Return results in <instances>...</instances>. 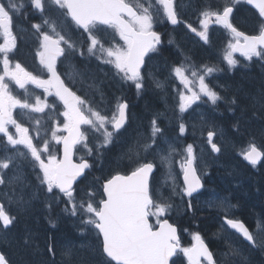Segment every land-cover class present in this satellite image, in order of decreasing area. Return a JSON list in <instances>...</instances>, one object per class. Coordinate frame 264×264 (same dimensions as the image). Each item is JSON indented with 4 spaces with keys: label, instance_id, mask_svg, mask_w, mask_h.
Segmentation results:
<instances>
[{
    "label": "snow or ice",
    "instance_id": "obj_1",
    "mask_svg": "<svg viewBox=\"0 0 264 264\" xmlns=\"http://www.w3.org/2000/svg\"><path fill=\"white\" fill-rule=\"evenodd\" d=\"M241 3L256 10L257 34L246 35L233 26L230 18L236 6ZM27 8L39 13L43 20L42 24L33 23L31 27L39 34L40 50L36 55L49 73L47 79H41L26 71L18 62L14 66L12 64L11 54L18 48V37L13 31V18L21 15L27 18ZM52 10L57 11L61 17L59 27L46 15ZM161 10L162 18L171 25L181 23L174 0H154V3L153 0H147L146 3L142 0H20L19 4L15 0H0V37L3 40L0 43V198L6 199L8 205L15 206L17 210V215H12L0 203V233L7 239L20 215L29 214L34 202L41 197L44 207L50 213L54 205H63L60 211L64 215L78 219L81 237L87 239L92 231L96 233L94 245L90 246L84 240H80L78 244L68 240L59 249L55 238L49 237L45 245L48 264H177L175 258L181 254L187 264H250L244 252L245 248L248 251L259 249L264 252V217L257 219L254 229L249 228L232 211L238 205L214 190L205 201L207 207L222 213L220 231L225 232L226 225L227 229L232 230L227 235H236L240 241L236 244L231 239H226V250L219 259L199 233L193 234L194 243L191 247H183L177 228L168 220L160 219L175 206L172 200L174 196H180L182 204L184 197L189 198L183 211L194 213L196 208L192 203L193 194L200 192L204 185L195 166L197 157L194 155L193 145H187L184 150L186 155L181 154V159L176 161V149L164 137L158 115H154L150 121V135L138 133L123 153L134 165L127 174L117 172L104 179L100 189L89 186L83 195H78L74 188L78 178L86 177L87 170L92 167L83 158L80 162L73 163L72 154L76 145L83 144L89 155L102 157L104 150L110 148L116 138L126 131L129 106L118 101L116 111L109 117L106 112L94 107L86 96L78 95L61 78L56 67L57 58L63 56L67 50H78L76 42L66 36L64 30L67 28L70 31L74 25L76 29L87 34V56L95 58L101 64L110 65L122 82L133 86L137 95H141L145 89L146 78L142 69L147 64L146 58L151 59L149 54L159 52L162 44L161 35L153 30L155 19ZM199 16L201 30L192 28L191 25L188 27L205 44L210 43V23L214 22L234 34L236 42L229 43L230 50L223 56L229 70L238 64L233 57L234 52H239L250 62L256 58L261 62V67H264V0H224L222 8L201 7ZM45 25L48 26V31H43ZM101 29H111L114 33L107 46L97 34ZM85 43L79 46L81 57L85 56ZM187 60L186 57L184 62L169 69V77H175L187 90V94L184 91L178 93L181 136L187 130L183 114L197 102H208L215 107L218 102L224 101L228 105L229 113L235 116L239 112L233 124L236 132H240L254 120L264 121V83L255 92L247 93L242 103L243 89H237L229 99L206 83L208 77L222 69L209 64L196 67L188 64ZM188 72L198 81L199 91L192 87L193 79L187 75ZM67 74L73 83L79 77L81 84L96 88L94 80L88 83V73L74 65H69ZM154 83L157 88L162 87L159 81L154 80ZM11 84L24 90L23 98L14 94ZM30 84L43 90V98L37 95L34 102L29 98L26 86ZM48 97H55L63 105V111L59 112L64 118L62 124L51 113H45L46 109H51L54 113L57 107L55 101H49ZM204 97L206 101H202ZM16 109L21 110V115L45 114L53 121L50 129H43L44 116L29 117L35 125L33 130L36 139L40 138L42 129L45 133L42 144L34 143L29 127H25L14 117ZM201 119L204 120L203 117ZM204 123L209 122L204 120ZM82 125L90 126L103 137L102 140L97 138L95 148L88 143L87 133L81 130ZM11 129H15V132ZM49 131L50 139L47 137ZM261 133L264 134V126ZM215 135L213 123L208 131L207 141L213 153H220L221 147L213 139ZM162 137L163 142L168 145L167 154L158 146ZM52 142L62 145L63 159H58L53 154ZM149 155L153 158L149 159ZM239 155L253 168L264 161V149L256 145L254 138ZM157 157L160 166L167 169L163 173L164 185L169 180L172 182L168 197H164L160 188L154 187L158 171ZM21 161L27 162L35 176V182L28 179ZM177 162L183 174L182 185L178 183L174 172V164ZM150 217L156 218L159 227L150 223ZM49 222L55 227L51 220ZM15 244L20 251L17 264H32L28 255H35L40 251L38 247H34L32 234L26 231L15 239ZM0 264H13L2 249Z\"/></svg>",
    "mask_w": 264,
    "mask_h": 264
},
{
    "label": "flooded vegetation",
    "instance_id": "obj_2",
    "mask_svg": "<svg viewBox=\"0 0 264 264\" xmlns=\"http://www.w3.org/2000/svg\"><path fill=\"white\" fill-rule=\"evenodd\" d=\"M15 2L17 4L20 3L19 0H15ZM144 2L146 3V1ZM217 2L218 0H174V7L175 10L178 12L179 18L182 22V26L181 27L178 26L177 28H171L169 26V23L166 21V19H163L162 21L161 20L155 21L153 25V30L161 35L162 44L159 46L160 48L159 52H157L155 55L153 54L150 55L151 60L150 59L147 60L146 67L142 71L145 76L147 70H149L151 74L157 76V80L156 79L155 80L162 83L161 88H158L157 90L153 91L155 97H153V99L149 101L150 104L148 103L149 105L152 106L154 105L155 107H157V109H154L156 115L162 114L161 109L164 108L163 107L164 101L162 99L163 103H161V98H159V96H161V94H164L166 96L168 91H170V84L167 82V79H169V69L172 66V63L167 56L170 53V50H174L178 47H181L180 49L178 48L179 59H180L178 65L184 62L185 58L187 57L188 58L187 63L190 65L199 67L203 64H209L222 69L220 71L215 72L212 76L208 77L206 79V83H209L211 87L213 85L220 86L219 88L217 87V89L216 88L214 89L217 92L218 90L220 91H225L226 89L229 90L230 93L223 94V96H226L229 99H231V94L233 92H236L237 89L242 88L246 94L250 93V88L247 89L246 85L251 82V79H257V78L264 79L263 78L264 67H261V62L256 60V58H253V61L250 62L245 60L243 56L242 57L236 56L235 54L237 60H243L242 62L243 64L239 66L240 64L238 63L236 67L231 70L228 69V65L226 64V62L222 63L221 60H218L220 58H223L221 54L218 55L219 50L228 47L229 43H234V40H231L229 38V36L234 35L233 33L229 32L222 26H218L214 22L210 23L208 30L210 43L205 44L202 40H200L199 36H197L195 32L189 29L188 25H191L192 28L201 30L199 26L200 25L199 20L201 17L199 16V12L196 11L193 12L190 16L191 18H194V20L188 18L186 16L188 12L185 9L186 6H183L182 4L188 3L190 5L189 8L190 11L191 7L193 8L196 7V10L200 9L203 6H211L212 8H216L213 5ZM28 9L30 8H27L25 11L27 12ZM53 12L54 10L52 11V13ZM181 13H183V15H181ZM249 15L252 17L253 12H251L250 10H246L245 14L242 16V19H239L240 23L241 24L244 23L245 26V31H240V32L246 35L257 34L258 27L255 25V23L252 21V18ZM39 17L42 20L40 14ZM39 17H35V19L39 20ZM253 17L255 16L253 15ZM13 31L16 36L19 35L17 30H13ZM71 32L73 38H76L77 43H79L80 39L84 38L85 36V33H83L82 30L76 29L74 25H72ZM28 36L29 35H26L25 37L27 38ZM22 41L24 40L21 39L20 37L19 44ZM28 42L34 43L32 39H28ZM173 59H175V57ZM154 65L156 66L155 69H154L155 67ZM60 68H62L61 64L58 65V69ZM218 72H224V73H221L219 75ZM40 74L41 75H39V77L41 79H46V75L43 72H41ZM187 75L191 79H193L191 77V72H188ZM250 76H252L251 79ZM192 87L194 88V90L199 91L198 81L193 80ZM182 91H184L187 94V90L184 89L183 85H182ZM245 93L244 95H242V97H245L246 95ZM39 96H41L42 98L44 96L43 90L40 88H39ZM48 100L56 101L55 97H48ZM205 100L206 97L202 98V101ZM206 105L207 103L203 102V107H207ZM227 109H228V105L225 104L224 101H220L218 102L217 106H215L213 109L214 112H217V114L220 115V117H218L216 120L211 122L205 119L209 122L208 124H205L204 120H200L199 124L196 123V125L190 126L189 129L190 133H193L195 131L198 134V136L193 137L194 141L199 143L198 147L196 148L197 160L195 162V166L198 170V174L202 178V183L204 185V188L200 193H198L196 196L192 198V203L196 208V211L194 213L193 212L185 213L183 211L184 204L187 203L189 198L184 197V203L182 204L180 196H174L172 197V200L175 206L167 214L170 223L176 226L178 229L184 227H190L194 224L198 230V233L201 235V237L204 240L212 241L213 247L215 248L218 256H220L221 253L226 250V246H225L226 239H231L232 241H235L236 244L239 243L238 242L239 240L237 239L236 235H233L231 237L227 235V233L232 232V230L227 229L226 225L224 226L226 231L225 232L220 231L222 224V220L220 219V217L222 216V213H219L214 208L210 209L207 207L205 201L207 200V198L209 197V195L213 190L220 196L228 197L233 204L238 205V207L234 208L232 211L235 217L243 221L246 224V226H248L249 228L254 229L257 219L264 217V161H261L260 163H258L256 168H253L251 165L245 162V160L242 158L241 155H239L240 151L246 149L249 141H252L253 138L256 145L264 149V140H261L263 138L262 137L259 138L255 136L261 134L262 126L258 124L257 125L249 124L248 126L242 128L240 132H236L233 129V125L232 126L226 125L224 121H222V119L223 117L236 118V116L239 115V112H237L236 115L234 116L231 113H229ZM45 113H51L53 118L57 119L58 122L62 124L64 118L59 115L58 110H56L53 113L51 109H46ZM37 115L44 116L47 118L45 114L37 113ZM46 121L49 124L47 125V129H50L53 121L51 119H47ZM213 123L215 125V131H216V135L214 136L213 139L217 143V145L221 147L220 153H213L211 151V146L207 141L208 131L212 127V125L209 124H213ZM234 134L235 136L238 135L237 139L231 138L232 135ZM47 137L48 139L51 138L50 131L47 133ZM229 162L233 164H230ZM235 164H237L238 167L241 169L238 168L237 170H235L233 168L235 167ZM242 168L245 171V172L242 171L243 173L241 172ZM176 176L178 177V183L181 185L183 181H182V174L180 173V171H178V174ZM223 176L224 177L226 176V178L228 179L222 178ZM250 177H252V179ZM258 177H261L263 180ZM96 178L97 176L95 174L88 173L86 177H84V179L81 180L83 182L81 185L87 186L86 183ZM242 181L245 182V185L242 183ZM159 182L160 179L157 181V183H155L156 185H154V187L160 188L162 190L163 186L159 185ZM170 183L172 184L171 181ZM171 186L172 185H170L169 187ZM169 187L167 188L168 193L164 197H168L171 194V189ZM58 208L59 207H56L54 205L53 211L51 213L48 211L47 208H43L41 211L42 219L39 220L38 225L41 227L40 232L43 234L38 241H41L40 246L42 247L44 246L45 241L48 240L49 237H54L55 241H57V237L54 236V231L56 229L52 227V225H49L50 220L53 222L52 219H54L55 221V223L54 222L53 223L57 224L58 228L60 229L64 226V223H66L72 228V230L73 229L75 231L78 230L75 224L70 219L65 220V218L60 214ZM250 212L252 215L250 214ZM163 218L166 219L165 216ZM155 223H156L155 221H152V224ZM75 234L74 231H71L70 235L69 233H66L68 238L66 241L68 240L77 241L79 238H75ZM63 235L65 236V232L63 233ZM88 237L91 238L90 235ZM93 240L96 241V239ZM187 240L193 241V239H188V238ZM245 251L248 250L244 249V252Z\"/></svg>",
    "mask_w": 264,
    "mask_h": 264
},
{
    "label": "rangeland",
    "instance_id": "obj_3",
    "mask_svg": "<svg viewBox=\"0 0 264 264\" xmlns=\"http://www.w3.org/2000/svg\"><path fill=\"white\" fill-rule=\"evenodd\" d=\"M146 2H147V0H146ZM153 3H154V1H153ZM182 5L186 6L185 9L189 11L190 5L188 3L187 4H182ZM153 11L155 12V9H153ZM57 17H59V16H57ZM162 17H163L162 11H160V13L156 17L155 21H160V20L162 21L163 20ZM53 21H55L57 23L58 27H59L60 20L55 18ZM69 32L70 31L67 28H65L64 34L66 36H68V37H69ZM97 34L105 41V45L106 46L111 41L112 36L114 35V33H113V31L111 29H107V30L101 29V31H99ZM116 39L118 40V37H116ZM86 41H84L83 43H85ZM178 48L180 49L181 47H178ZM178 48L174 49V52H176V50L178 51ZM229 50L230 49L228 47H225L222 50H219L218 55L221 54V56L223 57L225 52L229 51ZM70 51L71 50H67L68 53ZM67 57H69V54H68ZM233 57H234V53H233ZM218 60H221L222 63H225L223 58H220ZM238 63L240 64L239 66H241L243 64L242 62H238ZM12 64H13V62H12ZM70 64L74 65L77 69H79V67H80V65L77 62H75L74 60H69L68 67H69ZM13 66H14V64H13ZM86 67L88 68V66H86ZM155 68H156V66L154 67V69ZM82 71H86L88 73V76L90 77V79H88V83H92L93 80H94L95 84H96V88L95 89L87 87V84H83V85L86 86L85 95H86L87 99L92 103V105L94 107L100 108L102 111L106 112L109 117H111V115L113 114L114 110L116 109L117 102L119 101V97L121 95V92L123 91V87H124L125 83L122 82L119 79V77H117L115 75V70L112 69L110 65L101 64L96 59L91 61L90 68H88L87 70L82 69ZM218 73L220 75L221 73H224V72H218ZM263 78H264V76H263ZM173 81H175V84H177L179 82L178 80L175 79V77H171V78L169 77V79H167V82L169 84H171ZM251 81H252V83L250 82L246 86H247V89H249V88L251 89L250 92H254V91H256V89H258V87L254 84V83H258V80L251 79ZM75 83L76 84H81L80 80H79V77H77ZM262 83H264V82H262ZM10 86L12 88H16V86L14 84H11ZM212 87L214 89L215 88L217 89V87L219 88L220 86H217V85L214 86L213 85ZM227 88H228V86H227ZM171 89H172V86H171ZM145 90H146V87H145ZM218 92L221 95L230 93L229 90H227V89L225 91L218 90ZM150 98H152V97H147V99H146V104H147L146 107H138L137 111H134V119H135L134 120V123H135L134 125H135V128H132L131 131L126 132L122 137L116 138V140L114 141V143L118 147V150L114 149V145L113 144L110 146V148L104 150V152H105L104 160L107 161V162H105V164H107V163L111 164V162H115L116 159H125V160H127L126 162H129L127 157H125L123 155V153H125L126 150H127L128 144L131 143V141L128 140V139L131 138V140L133 141V140L136 139L138 133H146V130L150 131V121H148V118L150 116H152V115H156V112L154 111V109H157V107H155L154 105L153 106L149 105L150 104L149 101L151 100ZM244 99H245V97L241 96V100H243V101H241L242 103L244 102ZM168 101H170V103H169V111H168L169 114H168L167 110L165 109V111L162 113L163 115L162 114H160V115L158 114V116H161V117L164 116L165 117L164 120L166 122L171 119V123L173 125L174 121H175V118L173 117V114H174L175 111L179 110L178 109V105L180 103L179 94H178V92L175 89L171 90ZM161 103H163L162 99H161ZM143 105H145V103H143ZM210 107H212V105H210ZM20 113H21V110H19V109L14 110V117L16 118L17 114H18L21 117V119L23 120L22 124L25 127L30 125L31 132L36 136V133L33 130L35 125L29 119V117H30L29 115H31L33 113H28L27 115H21ZM202 114L206 116V119L209 122L214 121L218 117H220V115H218L216 112H213L212 110H206L205 112L202 111ZM224 118L225 117H223V119ZM235 119L236 118H232V121L235 122ZM192 120L193 119H189L188 122L189 121L190 122L187 125H191V121ZM224 123L226 125H229V124H227L228 122H226V119H225ZM250 124L251 125H254V124L257 125L258 123H257V120H254ZM159 125H161V124L159 123ZM209 125H212V124H209ZM261 126H264V121L261 122ZM176 127L178 128V126H176ZM11 131L14 133L15 129H11ZM168 131L171 132L172 129L168 128ZM89 134L90 135L87 138H88V143L91 146H96L97 138H99L100 140L103 139V137L100 136L99 133L95 132L90 126H89ZM178 135L181 136L179 133H178ZM188 135L190 137L198 136V134L196 132H195V134L188 133ZM255 136L259 137V138L262 137L263 139H261V140H264V135L262 133L260 135L258 134V135H255ZM231 138L232 139H237L238 135L235 136V134H234V135H232ZM167 140H168V138H167ZM167 151H168V149L165 151V154H167ZM108 167H109V165H103V166L101 165L98 168H102L103 170H105ZM233 168L235 170H237L236 167H233ZM164 169L167 171L166 168H164ZM100 172H101V170H100ZM96 179H98V177ZM242 183L245 184L243 181H242ZM162 189H163V187H162ZM0 203H3L4 205H6L8 207V210L13 211V215H17L16 207L15 206H9L6 199L0 198ZM40 219H42V217L39 214V209H38L37 206H34V207H32V209H31L29 214L20 215V217L18 219L17 227L15 229L12 228V230L9 233L7 239H5L3 237V234L0 233V248L4 252H6L8 256H12V258L15 261V263H13V264H17V261H18V259L20 257V251H19L18 247L15 244V239L17 237L23 235L26 231H28V232H30L32 234V237H33V240H34V247H38L39 250H40L35 255L29 254L28 255V259H30L32 261V264H48V259L49 258L47 256V253H46V250H45V244L42 247V246H40V242L41 241H38L39 238L43 234V233L40 232L41 227L39 225H37V226H32L31 225L33 223H38ZM65 220H69V219L65 218ZM60 230L61 231H59V233H57V231H56V237H57V241L56 242H57L58 249H59V246L68 239V238L65 239L66 235L65 236L63 235V233L65 232L64 228L62 227ZM71 231H74V234L76 233L75 234V238H81L80 233L78 232V230L75 231L73 229ZM90 237L92 239L95 238L92 235V233L90 234ZM14 248H15L16 252H15ZM245 255L247 256L248 260L250 261V264H255L253 262V260L254 259H259L261 257V253L258 252V251H256V252L246 251ZM252 255H254L255 258H253ZM262 258H264V256H262ZM250 259H253V260H250ZM57 260H59V255H57ZM263 264H264V262H263Z\"/></svg>",
    "mask_w": 264,
    "mask_h": 264
},
{
    "label": "bare ground",
    "instance_id": "obj_4",
    "mask_svg": "<svg viewBox=\"0 0 264 264\" xmlns=\"http://www.w3.org/2000/svg\"><path fill=\"white\" fill-rule=\"evenodd\" d=\"M176 52L177 53H179V50L177 51L176 50ZM167 54V53H166ZM175 57V55H174V53L173 52H171L170 53V58L171 59H173ZM247 71V70H246ZM249 73H251V72H249ZM245 74V73H244ZM251 83H252V81H251ZM242 89V88H241ZM251 90V89H250ZM246 91V90H245ZM245 93V92H244ZM225 119H226V122H228L227 124H229V125H233L234 124V122L232 121V118H224V119H222V121H224L225 122ZM190 122V121H189ZM254 128V127H253ZM256 130V129H255ZM254 131V130H253ZM251 133V132H250ZM264 135V134H263ZM234 147V146H233ZM230 164H233V163H231V162H229ZM234 166V165H233ZM235 167L238 169L239 167H238V165L237 164H235ZM239 169H241V168H239ZM230 170V169H229ZM242 171H244L243 170V168H242V170H241V172ZM232 172V171H231ZM245 172V171H244ZM243 173V172H242ZM89 174H95L98 178L100 177V174L99 173H97V172H95L94 170H89ZM246 174V173H245ZM244 174V175H245ZM251 174V173H250ZM249 175V174H248ZM235 176V175H234ZM250 176V175H249ZM254 176V175H253ZM228 177V176H227ZM246 177H247V175H246ZM222 178H226V176L224 177H222ZM249 178V177H248ZM251 179H252V177H250ZM256 178V177H255ZM258 178H261V177H258ZM81 179L83 180L84 179V177H81ZM226 179H228V178H226ZM262 179V178H261ZM236 180V179H235ZM241 180V179H240ZM260 180V179H259ZM263 180V179H262ZM81 181V180H80ZM252 181V180H251ZM258 181V180H257ZM244 182V181H243ZM245 183V182H244ZM247 183V182H246ZM254 183H256V182H254ZM250 184V183H249ZM258 184V183H257ZM261 184H262V182H261ZM260 184V185H261ZM245 185V184H244ZM259 185V184H258ZM247 186H249V185H247ZM256 189V188H255ZM259 189V188H258ZM231 191V190H230ZM228 195V194H227ZM229 196H231V195H229ZM250 214H251V212H250ZM257 214V213H256ZM252 215V214H251ZM260 216V215H259ZM252 217V216H251ZM262 217V216H261ZM248 218H250V217H248ZM253 218V217H252ZM254 221V220H253ZM252 221V222H253ZM17 225H18V221L16 222V226L14 227V229L17 227ZM57 226V224H55V231H54V236L56 237V231H57V233H59V231H60V228H58V226ZM63 226V225H62ZM53 227V226H52ZM63 228H64V230H65V235H66V233H69V235L71 234V230H72V228L69 226V225H66V223H64V226H63ZM65 239H67V235H66V238ZM94 239H96V237L94 238ZM234 243H235V241H233ZM246 252V251H245ZM253 256V258H255L254 257V255H252ZM219 258H220V256H218ZM253 260V259H252ZM262 261V262H261ZM253 262L255 263V264H261V263H263L264 262V258H262V256L259 258V259H254L253 260Z\"/></svg>",
    "mask_w": 264,
    "mask_h": 264
},
{
    "label": "trees",
    "instance_id": "obj_5",
    "mask_svg": "<svg viewBox=\"0 0 264 264\" xmlns=\"http://www.w3.org/2000/svg\"><path fill=\"white\" fill-rule=\"evenodd\" d=\"M252 78V76H250V79ZM255 78V77H254ZM256 80H258V83H254L258 88H259V84L261 85V83L262 82H264V79H259V78H257ZM255 92V91H254ZM261 122L262 121H260V120H257V123L259 124V125H261ZM248 250V249H247ZM250 252H256V251H250ZM261 254H262V252H261ZM250 260H252V259H250ZM262 262V261H261ZM261 264H263V263H261Z\"/></svg>",
    "mask_w": 264,
    "mask_h": 264
},
{
    "label": "water",
    "instance_id": "obj_6",
    "mask_svg": "<svg viewBox=\"0 0 264 264\" xmlns=\"http://www.w3.org/2000/svg\"><path fill=\"white\" fill-rule=\"evenodd\" d=\"M62 151H63V147H62Z\"/></svg>",
    "mask_w": 264,
    "mask_h": 264
}]
</instances>
